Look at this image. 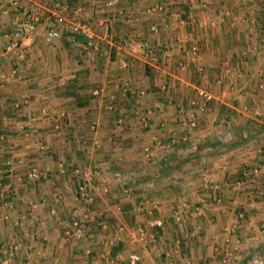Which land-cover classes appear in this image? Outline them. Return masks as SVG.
Wrapping results in <instances>:
<instances>
[{"label": "crops", "instance_id": "0c3cea01", "mask_svg": "<svg viewBox=\"0 0 264 264\" xmlns=\"http://www.w3.org/2000/svg\"><path fill=\"white\" fill-rule=\"evenodd\" d=\"M69 1L60 0L65 7L58 12L71 20L96 22L104 15L111 18L108 29L94 24L95 49L81 50L67 41L65 32L60 39L45 42V32L55 20L50 0H20L19 10L7 2L0 6V74L4 75L0 83V180L20 193L17 199H9L3 198L7 193L3 192L0 199L4 208L6 204L11 206L6 210L9 221L0 222V264L107 263L108 251L117 255L127 244L109 242L128 229L116 221V206L132 197H121V186L138 176L118 168L146 166L173 152H194L198 143L220 136L225 120L230 123L251 116L264 119V90L257 89L264 77V0H119L111 7H107V0H79L73 7ZM157 2L165 3L164 11L149 15L147 10ZM78 8L81 12L76 14ZM120 9L131 19L118 18L116 11ZM23 12L38 15L36 29L18 40V48L6 52V36ZM127 39L146 43L147 47L125 46ZM192 50H196L195 56ZM117 52L124 65L117 61ZM13 69L16 74L10 75ZM196 88L213 96L205 114L190 105ZM97 90L102 93L96 95ZM110 103L113 110L107 109ZM142 115L147 117V127L142 126ZM191 115L196 127L186 140L167 151L156 149V157L146 158L144 145H152L154 137L167 141L169 133L181 122L187 123ZM30 118L32 131L24 128ZM245 124H232V129L239 126V135H246ZM26 132L31 134L26 136ZM223 133L226 140L234 136L232 130ZM95 141L97 147L93 146ZM40 143L45 146L42 151ZM263 150L264 134L215 157L202 156L196 165H184L183 174L143 182V189L151 192L147 195L157 199L154 215L164 219L165 227L150 252L135 245L143 252L137 264H166L167 255L174 264H264ZM60 162L82 171L106 170L102 177L111 187L107 197L110 206L99 198L93 210L97 219L108 212L114 218H110L112 228H92L93 242H88L94 256L86 253L88 248L82 249L86 242L66 243L61 236L73 206L67 188H73L77 178L59 175ZM29 167L48 171L49 178L28 181ZM19 178L24 184L20 185ZM205 180L217 189H207ZM54 182L60 185L52 188ZM258 191L262 195L255 193ZM61 193L65 197L52 217L48 208ZM208 193L211 203L199 207L201 216L175 222L172 203L176 198L195 200ZM126 208L123 214L131 217L128 212L135 208L130 203ZM24 213L28 219L16 225V219ZM240 214L242 219H238ZM22 225L29 231V238L8 260L3 246L21 242L17 236H23ZM228 225H234L235 237L242 239V246L234 247L235 238L223 233ZM118 245L121 251H115ZM38 247L43 248L45 259L34 253Z\"/></svg>", "mask_w": 264, "mask_h": 264}, {"label": "built area", "instance_id": "2783aa9c", "mask_svg": "<svg viewBox=\"0 0 264 264\" xmlns=\"http://www.w3.org/2000/svg\"><path fill=\"white\" fill-rule=\"evenodd\" d=\"M51 6L53 10V14L55 17L54 25L46 30L44 40L46 43H50L54 40H58L61 38L62 32L66 33V39L70 43L77 45L81 50L88 51L95 49V34H94V24L98 23L99 25L109 28L111 23V18L108 15L100 16L97 21L93 22L92 20H71L67 18L63 13H59L58 10L64 9V5L60 0H50ZM251 1V0H249ZM3 2H7L10 4L13 9L19 10L21 8L20 0H0V6H2ZM119 0H107V7L115 6ZM252 2V1H251ZM165 9L164 2H157L153 8H149L147 13L149 15L154 14V12H161ZM64 11V10H63ZM81 10L78 8L76 10V14H79ZM20 14V13H19ZM116 15L121 19H131V15L127 14L124 10L120 9L116 11ZM224 20V18H221ZM39 21L38 15L32 12H23L21 13L17 19L15 20L13 30L6 36L7 42L4 46L6 52L12 51L13 49L18 48V40L25 39L29 37L36 29L37 22ZM262 39H264V34H262ZM120 45V44H118ZM125 46L132 47L135 46L137 48L143 49L147 47L146 43H136L132 39H127L124 42ZM192 54L196 55V50H192ZM118 62L121 65H124V61L122 60L121 53L117 52ZM16 74V70L13 69L10 75ZM232 76V75H231ZM4 80V75L0 74V83ZM257 89L259 91L264 90V77L261 79V82L258 84ZM100 90L95 91L96 95L101 94ZM213 100V96L210 92L203 88H196L194 97L190 101V105H192L196 111L200 114H205L208 110L207 104ZM18 105V104H17ZM16 105V108L18 107ZM156 106V105H155ZM114 104H109L107 106L108 110H113ZM146 113H150L147 111ZM140 121L143 127H147V117L145 115L140 116ZM213 123L217 122V118L213 117ZM165 127V126H164ZM196 127V119L194 115H191L188 119V122H181L177 127V130H173L169 133L170 138L167 141H163L160 138H153L152 145H144L142 147V153L147 158L156 157V149L162 148L165 151L169 150L173 145L177 144L179 141L186 140L188 138V134L193 131ZM24 128L31 130L33 128V118L28 119L24 123ZM91 128L95 129V126ZM163 128V126H162ZM32 131V130H31ZM31 132H26L25 135L29 136ZM86 144V143H85ZM98 142H93V146L97 147ZM39 150H44L45 146L40 143ZM263 159H264V150H263ZM6 166L10 167V162L5 163ZM106 170L103 168H95L94 170H80L78 168H70L60 162L57 166V172L61 176H67L71 174L77 178L76 182L73 185V188L70 186L67 188L68 192H70L71 201L73 203L72 211H70V216L68 220L64 223V227H62V238L66 243H70L72 241H81V240H89V242H93V237L91 236L92 228L98 225L97 217L94 213L93 206L96 203L97 199H101L103 197L110 196V185L107 180L102 177V172ZM1 173V172H0ZM1 176V174H0ZM49 178V172L46 170H41L37 167H29L26 173V179L28 181L39 182L41 180H47ZM243 178V176H242ZM242 178H239L238 183L241 182ZM20 185L24 184L21 178L17 180ZM208 182V183H207ZM205 184L207 189H217L216 186L212 185L208 180H205ZM3 192H7L3 197H7L9 199H17L20 196L19 191L12 190L11 187H8L6 183L0 180V199H2ZM257 195H262L261 191L255 192ZM132 195V189L123 184L121 186V196L130 198ZM205 197L197 196L195 200H183L180 205L173 207V215L175 222L185 221V219L189 217H199L201 216V206L206 207L209 205L211 195L208 193ZM63 197H65L64 193L57 194L55 196V204H51L48 208L49 215L54 217L57 215L58 208L60 202ZM3 201V200H2ZM57 202V203H56ZM59 203V204H58ZM31 204V209L33 210L35 206ZM36 205V204H35ZM2 204L0 200V222L8 220V215L6 210L10 209V204ZM9 207V208H8ZM200 207V208H199ZM157 209V202L155 199L151 197H143L135 208V212L137 216L144 218V223L130 230H126L122 232L115 240L110 239V245L116 244L119 241L129 242L132 245H137L140 247H145V245L151 242L153 247L158 244L157 234L161 232L165 227V221L160 216L154 215V210ZM122 207L120 205L116 206L115 212L121 213ZM28 214H23L16 219L15 224L20 225ZM243 214L238 216V219H242ZM103 230L107 229V222L102 221L100 224ZM123 233V234H122ZM223 233L226 236H233L235 234L234 225L223 227ZM115 242V243H114ZM235 244H239V239H235ZM20 245V243L11 244L5 250L7 259L10 260L13 256L15 249ZM109 252V251H108ZM107 252V259L111 264H122L124 260V256L122 254H117L116 257L110 255V252ZM34 253L38 258L45 259L46 254L42 247L36 248ZM87 254H90V249L86 250ZM166 264H174L172 258L167 255ZM140 260V256L133 252L128 255L127 263L128 264H137ZM158 264V262H153Z\"/></svg>", "mask_w": 264, "mask_h": 264}, {"label": "trees", "instance_id": "16d2710c", "mask_svg": "<svg viewBox=\"0 0 264 264\" xmlns=\"http://www.w3.org/2000/svg\"><path fill=\"white\" fill-rule=\"evenodd\" d=\"M79 0H70L68 4L70 6H75V3ZM247 129L246 135H239V132L242 131L240 127L232 129L234 131V136L230 140L224 138V134L219 136V134L207 138L203 144L198 145L196 151L184 154L183 156L170 153L163 155L159 160L150 161L146 166H135L133 170L138 174L134 178V184L143 183L147 180L154 179L156 177L163 178L171 175L172 173L178 172L186 164H195L198 163L202 156L205 157H215L221 153H226L234 148L241 147L247 144L250 141H253L258 138V136L264 134V125L255 123L254 121H248L245 124ZM254 131V132H253ZM222 149H224L222 151ZM206 150L208 152L201 154V151ZM121 245H118L115 251H121ZM120 253V252H118Z\"/></svg>", "mask_w": 264, "mask_h": 264}, {"label": "rangeland", "instance_id": "374dc122", "mask_svg": "<svg viewBox=\"0 0 264 264\" xmlns=\"http://www.w3.org/2000/svg\"><path fill=\"white\" fill-rule=\"evenodd\" d=\"M220 3H225L227 0H218ZM251 1H253V0H251ZM251 1H249V0H247V2H251ZM221 18H224V17H221ZM264 40V39H263ZM251 116V115H250ZM230 120V119H229ZM254 121L255 123H260V124H262V125H264V119H262V117L260 116H258V117H241L240 119H237V120H235V122L232 120V122H230V123H227V121L225 120V127H222L221 128V133L220 134H224L223 132L224 131H229V130H232V124H233V126H235V124L237 123V125L239 124H242L243 125V123H245V122H247V121ZM225 138V137H224ZM255 142V141H254ZM252 143V142H251ZM199 145H201V144H203V143H198ZM173 153H176V152H173ZM176 154H179V153H176ZM179 155H181V156H183L184 154H182V153H180ZM147 158V157H146ZM124 165V164H123ZM196 165V164H195ZM126 166V165H125ZM117 167V166H116ZM118 168V167H117ZM118 170L119 171H124V172H133L134 170H133V167L132 168H130V167H123L122 169L121 168H118ZM135 172V171H134ZM184 172H186V170L184 171V168L182 167V168H180L179 169V171L178 172H175V173H172V175H177V174H183ZM157 179H160V178H158V177H156ZM204 178V177H203ZM202 178V179H203ZM155 179V178H154ZM55 181V180H54ZM50 184V183H49ZM52 184V183H51ZM125 184L126 185H128L132 190H133V193H132V197H131V199H128L129 201H122L121 202V204H120V206H122V211H121V213H115L116 215H117V220L116 221H121L123 224H125L126 226H127V228L128 229H126V230H130V229H132V228H135V227H137V226H139V225H142L143 223H144V218L143 217H138L137 216V214H136V212L135 211H132V212H128V213H130V214H132V216L131 217H129V215L128 214H123V208H126V204H131V206H132V208H136V206H137V204L139 203V201L143 198V197H151V195H149L151 192L149 191V190H147V189H145V187H144V189H143V187L141 186L143 183H137V184H134L133 182H131V180L130 181H125ZM60 185V184H59ZM58 185V183H56V182H54V184H52L51 186H52V188H56V187H58L59 186ZM13 191L14 190H18L17 188H15V189H12ZM147 191L149 192V194L147 195ZM122 197V196H121ZM102 199H104V201H105V203L107 204V206L109 205L110 206V198H106V197H103ZM180 199V200H179ZM176 198V200H175V202H173L172 203V205H174L173 207H175V206H177L178 204L180 205V203L183 201L182 199H181V196H180V198ZM118 200H120V199H118ZM117 200V201H118ZM122 200V199H121ZM156 201H157V199H155ZM179 202H178V201ZM185 201H186V199H185ZM32 204V203H31ZM9 208V207H8ZM127 209V208H126ZM125 210V209H124ZM125 211H127V210H125ZM155 211V210H154ZM26 212V211H25ZM154 213V212H153ZM25 214V213H24ZM21 215V214H20ZM96 215V214H95ZM111 216H112V218H114V215H112V213H104L103 214V216L102 217H98V225H97V227L98 228H96V229H99V228H101V226L99 225L102 221H106V222H109V223H107V225H109L111 228H112V225H113V222H112V220L113 219H110L111 218ZM96 217H97V215H96ZM191 218H194V217H191ZM28 219V217H26V220ZM196 221H197V219H195ZM8 221H9V218H8ZM66 222V221H65ZM110 222H112V224L110 223ZM12 224V223H11ZM26 224V223H25ZM24 224V225H25ZM15 226V225H14ZM125 226V227H126ZM132 226V227H131ZM16 229L17 228H19V227H15ZM20 229L22 230H20L21 232V235H25V238L22 236V238L21 237H19V236H17V240H19V239H21L20 241L21 242H19L20 243V245L22 244H24L25 243V240L24 239H27V238H29V235H28V232L29 231H27L26 230V228H25V226H20ZM101 230H103L102 228H101ZM264 231V230H263ZM92 232V231H91ZM123 232V231H122ZM19 233V234H20ZM123 234V233H122ZM235 234H236V232H235ZM235 234L233 235V237L235 238V239H239V238H236L235 237ZM100 235L102 236V237H104V234H103V232H101L100 233ZM15 239H16V236H15ZM96 240H97V238H96ZM242 240V239H241ZM241 240L239 239V244L238 245H236L235 244V241H234V247H236V246H242V243H241ZM89 240H87V239H85V240H81L80 242H81V244L83 243V242H86V243H84L85 245H87V247L85 246L84 247V244H80L81 246H82V249L84 248H88V249H91V251L90 252H92V254L90 253L89 255L91 256V255H95L94 254V252H93V248H91L92 247V245H91V243L89 244V242H88ZM109 241H110V239H109ZM8 242H10V241H8ZM12 242H15V241H12ZM65 242V241H64ZM125 243H127L125 246H124V248H123V252H120V254H122L124 257V260H123V263L122 264H128L127 263V257H128V255H130V254H132L133 252H135V253H137L139 256H140V259L142 258L141 257V254H143V252H141V251H139L138 250V248H137V246H135V245H132V244H130L129 242H124V244ZM9 245H11V243H7L6 244V246H3V250H5ZM89 245V246H88ZM153 244L151 243V242H149L148 241V243L145 245V247H141V248H139V249H141V250H147V252L149 251H151V250H153V246H152ZM238 247V248H239ZM20 248V247H19ZM19 248H17V249H15V251H14V253H13V256H15V254H17L18 252H19ZM27 248V247H26ZM23 249H25V248H23ZM22 250V249H21ZM24 251V252H23ZM22 251V255H24L23 257H26L27 255H26V252H25V250H23ZM29 252H30V250H29ZM119 254V253H118ZM113 257H115L116 256V254H113L112 255ZM48 257V256H47ZM154 262V261H153ZM6 264H11L10 263V261H8ZM15 264H17V263H15ZM23 264H26V261H24V263ZM68 264H70V263H68ZM71 264H74V263H71ZM104 264H108V262L107 263H104ZM251 264H254V263H251Z\"/></svg>", "mask_w": 264, "mask_h": 264}]
</instances>
